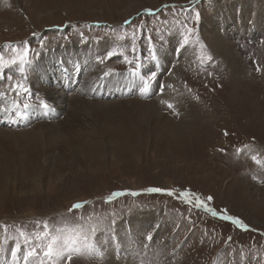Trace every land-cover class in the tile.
Segmentation results:
<instances>
[{
    "label": "rangeland",
    "instance_id": "obj_1",
    "mask_svg": "<svg viewBox=\"0 0 264 264\" xmlns=\"http://www.w3.org/2000/svg\"><path fill=\"white\" fill-rule=\"evenodd\" d=\"M193 1L194 4L198 2L0 0V51L6 42L23 43L27 39L37 51L41 49L35 53L37 62L33 76L30 77L32 95L34 91H44L47 96L49 90L57 89L64 97L67 96L65 103L61 104L65 105L64 111L60 112L58 106L54 105L57 108V111L52 112L55 118L48 119L49 121L43 118L41 122H33L22 129H11L0 124V129L8 132L5 136L0 131V231L1 235L2 232L9 235L0 243V264H21V257H26L23 254L26 244L29 251H33L27 264L36 262L33 256L40 264H44L48 257L39 252L38 243L48 242L49 232L53 230L52 225H48L46 237L43 221H49L58 227L75 225L70 228L78 229L82 233L78 236L80 243L82 240L86 241V229L89 225L85 220L81 221L80 214L71 212L75 204L86 201L94 206L85 211V218L90 214H99L94 223L98 230L96 241L102 251L99 247L91 246V251L96 253L94 255L79 254V250L78 255H75L76 252L71 253L70 260L66 255L59 258L53 255L48 261L50 264H112L109 256L107 257L108 249L102 245L108 242L116 247L120 244V237L116 233L120 231L121 234V231L127 230L130 233V226L126 221L128 216H145L152 212L146 206L159 202L162 204L163 201L171 205L178 204L171 198L165 200L167 197L159 196H141L134 200L127 198L117 201L113 206L105 204L103 199L122 191L148 189H161L192 203L199 200L203 202L202 207L217 214L229 216L231 219L238 218L242 222L240 225L233 222L209 223L221 228L224 237L217 241L218 245H223L225 239L238 244L245 243V247L264 264V44H260L261 40L264 42V0H202L194 10L198 20H195L193 11H185L187 7H191ZM171 3L176 5L175 9L183 20L192 26H200L198 41L204 49L202 67L209 77L214 74L216 79L215 82L210 81L203 71H199L204 86L190 83L201 100L193 101L190 96L186 97L178 90L180 99L189 105V112L172 100L169 102L174 104L175 111L170 110L161 102L164 95L169 94L165 92L163 98L158 96V89L162 85L158 80L151 88V95L149 88L146 96L140 95L139 91L131 92V96L136 94V97L126 99L128 101L137 98L136 100L149 104L148 107L144 106V111H150L152 115L124 103L125 99H103L102 96L95 95L94 89L88 94L86 86L84 90L87 93L82 92L79 85L91 83V75L95 74L98 78L105 74L102 71L104 67L96 64L95 59H105L106 49L109 51L114 47L112 38L107 39V34L99 31L104 30L105 25L102 24L122 26L133 16L138 19L144 11L155 13ZM216 4L223 8L219 10L215 7ZM164 11L161 9L160 13ZM226 13L231 15L232 28L221 27L220 33L227 34L229 30V34L233 32L237 37L233 39V36L226 41L231 43L228 50L235 59V65H231L218 52L212 43V36L203 27V22L208 21L217 31L218 23L224 22ZM67 23H72L74 28L71 25L66 26ZM240 26L246 32L256 29L253 31L257 32V36L240 39L243 33L239 31L236 34L237 27L239 30ZM249 26L252 30L248 29ZM176 36H170L168 40L171 42L172 39H177ZM87 39L89 41L83 44ZM173 42L176 40H172ZM106 43L108 44L105 46ZM169 47L170 45L160 53L161 57ZM49 49L50 53L47 55ZM169 53L173 56L172 49ZM41 55L44 57H40ZM181 57H184V53ZM196 58L187 59L185 69H189L190 77V69L195 67L192 59ZM75 59L77 71L71 73L73 79L78 81L76 77L80 74L79 64H82V73L79 76L80 82L72 87L71 83L67 84V81L57 78L60 77V72L63 80L72 78L69 72L62 70L60 64H65L68 70ZM117 60L114 58L108 63L111 65ZM254 60L259 64L260 70L254 67ZM181 61H176L178 64L174 80L180 78L186 83L182 73L177 74V70L184 67L185 62ZM169 62L167 68H172L173 60L168 59ZM94 69L98 72H92ZM11 75L21 78L15 72H11ZM87 78L89 82L85 80ZM118 80L119 83L123 82L124 88L131 81L138 84V80L130 76ZM102 82L103 80L100 83ZM6 83L7 81L0 84V91L6 87ZM205 83H209L208 86ZM43 86L47 90H43ZM114 91L119 94L126 92L122 89ZM185 92L190 95L186 89ZM72 98H82L90 105L78 111L79 121L71 129L59 127L52 130L51 125L56 121H63L68 115ZM153 101L157 103L158 110H150V103L153 104ZM4 103L6 99L0 98V105ZM192 104L197 112H194ZM189 113L193 116H189ZM161 115L166 118H160ZM172 120L180 125L182 122L185 125L187 123L188 128L181 126L189 133L188 142H179L178 136L181 133L177 131L178 125ZM191 120L194 127L189 125ZM124 144L127 145V150L123 148ZM236 145L244 148L242 155L236 153ZM246 153H250L249 156ZM255 154L256 159L251 160ZM208 197L212 199L208 200ZM164 225L167 226L165 221ZM59 235L56 232L53 236ZM125 235L126 233L122 236ZM28 247L26 245V249ZM203 254H192L195 258L176 264H204ZM125 255L127 254L123 250L116 251L114 257L122 260ZM171 258L166 249L154 259L168 260L167 264H172Z\"/></svg>",
    "mask_w": 264,
    "mask_h": 264
},
{
    "label": "bare ground",
    "instance_id": "obj_2",
    "mask_svg": "<svg viewBox=\"0 0 264 264\" xmlns=\"http://www.w3.org/2000/svg\"><path fill=\"white\" fill-rule=\"evenodd\" d=\"M199 5V3L197 4V6ZM217 5V4H216ZM177 6H180V7H182L183 5H177ZM216 8H218L219 10L220 9H222L223 8V6L222 5H217V6H215ZM244 9H246V8H244ZM215 10V9H214ZM216 12H217V10H216ZM151 13H152V11H151ZM227 14V13H226ZM224 14V22H222V21H220V24L218 23V28H217V31L215 30V28H214V26H213V24L211 23V24H209V22L208 21H206V23H204L203 22V27H204V29L206 30V31H208L209 33H210V35L212 36V43H213V45L214 46H216L217 47V49H218V52L220 53V54H222L223 55V57L224 58H226V59H228L227 61H229L230 62V64L231 65H235V59L232 57V55H230L229 53V50H228V45L229 44H231V43H227L226 41H228L227 39H229V38H233V36L235 37V38H233V39H236L237 37H236V35H234V33L232 32V34H229V30H228V32H227V34L225 33V34H223V33H220L221 31H220V28L221 27H223V28H225V27H227V28H229V27H231L232 28V25H231V15L230 14ZM201 15V14H200ZM213 18V17H212ZM210 19V18H209ZM217 19V18H216ZM239 19V18H238ZM248 21V20H247ZM245 22V21H244ZM263 23V22H262ZM217 25V24H216ZM220 25V26H219ZM247 25H249V23H247ZM251 27H252V24L250 25ZM248 27V29H250V30H252L251 29V27ZM226 30V29H225ZM253 30H255L256 31V29H254L253 28ZM250 31L249 32V30L246 32V31H244V30H241V26L239 27V30H238V27H237V30H236V34L238 35V33H239V31H241L240 33L242 34L243 33V35H241V38L240 39H247L248 37H251V38H253V37H255V36H257V35H255L257 32H255V31ZM223 31V30H222ZM221 35H223V36H221ZM255 35V36H254ZM39 36L43 39L44 37H42V34H39ZM172 40H176V39H172ZM171 40V41H172ZM42 40L40 39V42H41ZM45 41H47V39L45 40ZM231 42H232V39H231ZM41 50V49H40ZM39 50V51H40ZM170 50H171V48L170 49H168L166 52H165V58H164V60H163V62H164V67L165 68H167L168 66H169V64H170V62L168 63V59H170V60H173V58L170 56ZM39 51H37V52H39ZM49 53H50V49H49V51H48V54L47 55H49ZM40 57H44V55H41ZM235 57V56H234ZM236 58V57H235ZM65 64L63 65V63L62 64H60V67H62V70L63 71H65V72H69V73H72V72H75V71H77V59H75V61H73L72 63H71V65H70V67H69V69H68V71H67V69L65 68ZM81 65L79 64L78 65V68L80 67ZM90 80L91 79H93L94 80V82H97V83H100L101 81H102V79H99V78H101V76L99 75V77L97 78V77H95V74L94 75H91L90 77ZM89 78H87V79H85L86 81L89 79ZM21 79H22V77H21ZM36 81V80H35ZM119 81V80H118ZM88 82H89V80H88ZM121 82V81H120ZM162 82V81H161ZM132 85H134V86H136V83L134 82V81H131L130 82ZM90 84H91V87H92V84H93V81H91V83H86V84H82V85H79V87H80V89L82 90V92L84 91V92H86V90H84L86 87L88 88V94H89V92L90 91H92L91 89H89L90 87ZM127 84V83H126ZM67 85V84H66ZM129 85V84H128ZM86 86V87H85ZM163 85H161L160 87H162ZM159 87V88H160ZM124 87L122 86V87H118V85L114 88V90L115 89H119V90H121V89H123ZM47 90L46 89V86H43V90ZM94 89V88H93ZM86 92V93H87ZM124 92V91H123ZM158 92H159V89H158ZM79 93H81V92H79ZM85 93V94H86ZM95 93V92H94ZM167 93L169 94L168 96H166V95H164V97L166 98V99H169V100H172V101H175V102H178V104H180V106L182 107V108H184V109H186V111L187 112H189V105L185 102V101H182L181 99H180V95H179V91L177 90V91H174V89H170V90H168L167 91ZM40 95H42V96H44L45 98H47V100L51 103V105H50V110H49V112L51 113V115L49 116V115H47V114H45L44 112L43 113H41V115L39 116L41 119H43V118H46L45 120H48V119H52V118H55L54 116H53V114H52V112L54 111L53 110V108H55V109H57L54 105H56V106H58V109H59V111L60 112H63L64 111V106L65 105H61V104H64L65 103V101H66V97L67 96H63V94L62 93H60L57 89H53V90H49L48 91V93H47V96L45 95V93H44V91H40V93H39ZM163 94V93H162ZM81 95H84V94H81ZM96 96H97V94H95ZM141 95V94H140ZM158 96L159 97H161V98H163V96H160L159 94H158ZM137 98H134V99H130V100H128V101H126L125 100V102L124 103H127L128 105H131V106H133V107H135V108H138V110L139 111H141V112H148L149 114H152L150 111H144V106H146V107H148L149 106V104H145V102H142L141 100H136ZM177 99H179V100H177ZM74 100H78V98H72V100L70 101V104H69V111H68V115L66 116V118L63 120V121H56L53 125H51V126H53V127H51L50 126V128L52 129V130H54V129H56V128H63V129H71L72 128V126H74L78 121H79V118H80V114H78V111L80 112V111H82V108H85V107H89V105L90 104H88V103H85L84 102V100H82V98H80V100H78V101H74ZM161 100V99H160ZM154 102V101H153ZM157 103H153V104H151L150 103V107L149 108H151L150 110H152V109H154L155 110V108H156V110H158L159 109V107L156 105ZM91 105H93V103L91 104ZM157 106V107H156ZM192 106V108H193V110H194V112H197L196 111V108H195V106H194V104H192L191 105ZM145 107V108H146ZM90 109V108H89ZM149 110V109H148ZM57 111V110H56ZM94 112V111H93ZM96 112V111H95ZM156 112V111H155ZM54 113V112H53ZM156 114V113H155ZM157 114H158V112H157ZM162 114V113H161ZM181 114V113H180ZM55 116H57L56 114H54ZM153 115V114H152ZM166 115H168V114H166ZM189 116H193V114H191V113H189L188 114ZM78 116H79V118H78ZM158 117V116H157ZM160 118H166L165 116H163V115H161V116H159ZM184 119V118H183ZM186 119V118H185ZM99 120V119H98ZM83 121V120H82ZM102 121V120H101ZM195 121V120H194ZM172 122L174 123V120H172ZM186 122V121H185ZM195 123H198V122H195ZM174 124H176V125H178L177 126V131L179 132V133H181V135H179L178 137H179V142H188L189 141V133H188V131L185 129V127H187L188 128V126H186L187 125V123H186V125L185 124H183V122L181 123V125H184L185 127H182L180 124H178V123H174ZM189 125H190V127H194V124L192 123V120H191V123H189ZM197 125V124H196ZM43 127H45V126H43ZM75 129V128H74ZM130 130V129H129ZM0 131L2 132V133H4L3 135H7L8 134V132H3L4 130H2V129H0ZM67 131H69V130H67ZM71 131V130H70ZM184 132V133H183ZM10 133V132H9ZM1 134V133H0ZM39 135V134H38ZM37 135V136H38ZM182 135H183V137H182ZM70 136H71V134H70ZM18 138V137H17ZM40 143V142H39ZM177 143V142H176ZM24 146V145H23ZM124 147L123 148H125L126 150H127V145L126 144H124L123 145ZM129 147V146H128ZM24 151H26V150H24ZM237 162V161H236ZM238 163V162H237ZM232 167H233V165H232ZM235 167V166H234ZM121 202V201H120ZM132 209V208H131ZM149 211H152V212H150V213H148V214H146L145 216H136V217H134V215L133 216H128L127 217V219H126V221L128 222V224H129V228H130V233L128 232V230H127V232H123V231H121V234H120V231H118V233H116L117 235H118V237H120L119 238V240H120V244H119V250L120 251H122L123 250V252L125 251V253L127 254L126 255V257H122V256H118V257H122V260H118V259H116L114 256H115V254H116V247H112V248H108L105 244H103V246L104 247H106L107 249H108V252H107V257L109 256V259H111V262H112V264H135V263H138L139 262V257L140 256H143L144 254H143V251H144V243H143V241H142V239H143V234H147V232H150L151 234H153L154 233V231H155V228H156V225H157V216H156V214H155V212L153 211V210H150L149 209ZM119 215V214H118ZM136 215V214H135ZM148 224H149V226H148ZM117 225H119V224H117ZM122 228V227H121ZM147 228V229H146ZM146 229V230H145ZM145 232V233H144ZM126 233V235L125 236H122V235H124ZM145 234V235H146ZM164 234V232H162L161 233V235H163ZM157 236V235H156ZM106 240V239H105ZM141 243V244H140ZM107 245H109V243L107 242ZM120 255V254H119ZM156 257V255H154L152 258H149L148 259V262L146 263V264H167V261H165L164 259H162V260H159V261H156L154 258ZM152 259H154V260H152ZM161 259V258H160ZM23 260V258H21V260H19V261H22ZM127 260V261H126ZM30 261H32V260H30ZM22 264H27V262L25 261V262H23ZM33 264H37L36 262H33Z\"/></svg>",
    "mask_w": 264,
    "mask_h": 264
},
{
    "label": "built area",
    "instance_id": "obj_3",
    "mask_svg": "<svg viewBox=\"0 0 264 264\" xmlns=\"http://www.w3.org/2000/svg\"><path fill=\"white\" fill-rule=\"evenodd\" d=\"M149 207L147 208L153 210L157 218L164 219L167 225H164L165 231L172 226H181L182 236L173 240L174 243L160 245L157 241L152 245L156 255L167 249V253L172 257L170 261L172 264L195 258L192 254L196 253H204L205 260L202 261L204 264H261L260 260L245 247V243L238 244L225 239L223 245H218L217 241L219 242L224 237L223 233L221 228L209 224L214 220L207 214L195 210L186 211L182 207L174 208L164 201L162 204L159 202L156 206ZM155 208L157 209L154 210ZM192 236L194 238H191ZM183 239L184 245L177 248L176 243H181ZM197 246L200 248L197 249Z\"/></svg>",
    "mask_w": 264,
    "mask_h": 264
},
{
    "label": "snow or ice",
    "instance_id": "obj_4",
    "mask_svg": "<svg viewBox=\"0 0 264 264\" xmlns=\"http://www.w3.org/2000/svg\"><path fill=\"white\" fill-rule=\"evenodd\" d=\"M155 59V56L153 57ZM14 63V61H13ZM3 66L2 63V57H0V67ZM19 87V86H17ZM43 106L46 108L47 104H44L42 102ZM25 107H28L27 105H25ZM169 107H171V105H169ZM152 191L154 192H161V189H152ZM169 195H171L172 193H168ZM211 197H208V200H211ZM193 203L198 204L200 206H204L203 202L199 201V200H195L193 201ZM75 208H79L81 207L80 205H75ZM231 219V218H230ZM233 223L240 225L242 222L237 218V219H233ZM43 228L45 229V233L44 235L46 237H48V225L44 224ZM58 233H61V235L56 236V237H51L50 238V242L47 244L46 249L43 252V255L45 257H51L53 255H66L67 258L70 260L71 259V253L72 252H79V248L76 246L77 245V232L78 229H73V228H58L57 229ZM33 255V251H29L27 253V256L25 257L26 259L30 256Z\"/></svg>",
    "mask_w": 264,
    "mask_h": 264
}]
</instances>
